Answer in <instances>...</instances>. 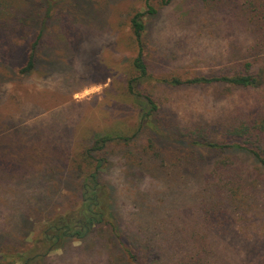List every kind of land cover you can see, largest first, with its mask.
I'll return each mask as SVG.
<instances>
[{"label":"rangeland","instance_id":"rangeland-1","mask_svg":"<svg viewBox=\"0 0 264 264\" xmlns=\"http://www.w3.org/2000/svg\"><path fill=\"white\" fill-rule=\"evenodd\" d=\"M85 1L89 3L79 7L76 0L52 1L45 21L20 19L24 24L22 35L14 30L4 33L6 57L0 58V246L22 234L26 216L34 214L35 207L36 234L45 224L46 203L62 204L63 209L73 207V187L65 183L66 179L58 184L63 159L68 161L67 169H76L97 134L131 136L137 130L138 105L128 91L138 51L129 23L133 13L145 11L149 1L158 10L154 16H144L146 55L158 76L217 73L233 62L234 51L251 44L253 38L247 24L241 18L238 23L232 9V4L248 5L250 0H171L168 4L162 0ZM27 2L0 0V23L4 28L18 21ZM41 28L36 67L30 73H20ZM9 45L11 54L7 51ZM241 50L247 52L245 47ZM137 90L150 93L158 107L170 109L187 126L245 113L264 100L259 91L230 88L175 89L150 82ZM136 140L132 148L147 141L143 133ZM112 143L116 144L114 150H123L122 144ZM113 158L116 161L119 156ZM124 167L114 166L104 178L117 187V200H123L126 216L135 219L133 226H138L145 212L154 211L155 216L145 214L151 222L161 224L160 230H174L172 217L177 214L185 219L186 204L179 201L171 206L174 200L168 196L167 206H162L164 196L153 204L157 200L149 192L156 189L143 191L146 185L141 183L166 180L158 178L161 176L153 166L143 182L135 171L130 173ZM31 239L28 235L27 240ZM78 244H71V249ZM60 255L50 254L52 264H77V254L64 258Z\"/></svg>","mask_w":264,"mask_h":264},{"label":"trees","instance_id":"trees-1","mask_svg":"<svg viewBox=\"0 0 264 264\" xmlns=\"http://www.w3.org/2000/svg\"><path fill=\"white\" fill-rule=\"evenodd\" d=\"M52 1L55 0H28L16 18L18 21L9 23L12 30L0 23V58L6 57L4 33L14 30L21 34L22 21L27 17L45 21ZM170 1L162 0L164 4ZM76 2L78 7L89 3ZM233 8L238 23L241 18L253 34L251 44L234 51L233 62L217 73L185 76L154 74L146 55L144 16H154L158 10L149 1L145 11L133 13L129 23L138 51L133 60L135 76L128 81V91L138 105L137 130L131 136L97 134L76 169H67L68 161L63 159L58 184L66 179L65 183L73 187V207L63 209L62 204L46 203L48 214L38 234L33 231L35 207L34 214L26 216L22 234L0 246V264H52L49 256L57 252H61L60 258L77 254V264H264V100L245 113L187 126L170 109L158 107L150 93L137 90L151 82L175 89L252 90L264 97V0L232 4ZM42 34L41 28L30 44L20 73L35 69ZM243 47L246 53H241ZM7 51L12 53L11 45ZM142 133L146 143L132 148ZM115 141L123 145L122 151L113 149ZM113 155L119 159L115 161ZM119 165L130 169V173L135 171L142 182L153 166L161 176L158 178L166 182H143V191L148 187L156 189L149 192L157 200L153 204L159 203L162 196V206H167L166 196L174 200L171 206L184 202L186 218L179 219L175 214L171 222L174 230H160L161 224L146 217L156 215L152 214L153 206V212H145L134 227L135 219L126 216L123 200H117V187L104 178ZM132 206L137 209L135 204ZM28 235H32L29 241ZM75 242L79 244L71 249Z\"/></svg>","mask_w":264,"mask_h":264}]
</instances>
